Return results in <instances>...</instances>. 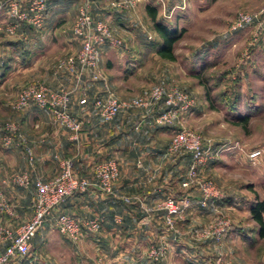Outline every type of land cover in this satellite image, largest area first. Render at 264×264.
Wrapping results in <instances>:
<instances>
[{"label":"rangeland","instance_id":"1","mask_svg":"<svg viewBox=\"0 0 264 264\" xmlns=\"http://www.w3.org/2000/svg\"><path fill=\"white\" fill-rule=\"evenodd\" d=\"M78 2L82 3L77 0ZM132 3V24H127L131 29H126L125 26L123 34L120 35L116 32L119 25L110 24L102 16H92L94 20L105 21L112 35L121 40V46L113 48L109 56L113 59L123 56L122 64L124 62L125 67L133 71L123 72L125 80H128L124 90V95L127 96L125 99L146 95L156 85L170 86L166 85L168 83L191 95L193 111L189 119H183L182 126L197 133L202 143L209 146L213 153L216 152L215 159L199 169V177L214 184L219 198L213 199L216 202L213 203L212 200L204 208L198 209L195 205H190L175 219L172 228L163 223L162 214L164 229L180 236L178 239L166 240L169 245L173 242L168 248L160 240L150 241L143 238L133 242L123 236L103 237L104 231L110 230L104 228L102 233V226L94 233H86L89 238L71 241L59 233L51 221H45L32 237L28 253L16 256L14 262L138 264L141 261L142 264H161L167 260L168 264H191L194 261L193 256L189 255L190 252L184 249V252L177 253L176 250L182 248L185 241L190 240L195 245L200 243L205 246V252L200 256L205 259V264H215L216 258L230 264H264V238L257 237L254 232L255 223L248 216L254 194L258 199H264V31L258 30L256 23L239 31L228 30L237 13L253 14L259 9L264 10V0H134ZM101 5L106 9L104 2ZM146 5L156 8L158 20L183 29L180 38L173 45V61L159 59L154 53L153 46L158 42V38L145 14ZM64 13L66 12L61 13L62 18H65L62 22L70 26L76 15ZM259 20H264V15ZM53 21L45 20L44 27L37 29L39 32L34 33L31 40L26 39L24 48L33 49L30 62H27L26 66L21 65V57L18 55L17 60L12 63V70L8 71L4 84L0 87V149L12 147L19 151L22 147V144L6 147L1 141L6 123H14L22 135L19 122L21 112L13 113L9 110V105L17 93L30 84L41 83L42 81L37 82L36 76L33 75H41L42 68L48 65L49 61H57L74 48L63 47L61 43L64 34L59 36L58 31L52 30L55 26ZM134 23L138 24V28H132ZM254 33L256 41L251 46L249 43ZM18 34L19 32L17 36ZM19 37H9L7 40L18 41ZM245 47L248 50L251 47L247 57L242 54ZM17 52H22L20 44ZM100 60L101 58V70ZM102 72L104 73L103 70ZM220 75L223 79L217 86L215 83ZM162 79L164 83L161 82ZM202 86L207 87L208 96L204 95ZM139 114L146 115L143 111ZM148 114L155 115V111H149ZM178 129L180 128L168 129V137L171 139ZM254 151H259V155L250 157ZM184 175L185 172L181 180ZM13 176L6 179L10 192H0V226L12 230L32 216L35 181L31 184L30 180V184L24 188L11 182ZM178 187L181 191L174 194V198H179L187 192L182 190L179 184ZM188 193L191 196L199 194L193 188ZM4 203H7L6 208L2 206ZM215 209L229 223L221 240L217 242L208 237L192 236L191 230L208 223ZM142 211L149 218L157 212H148L145 208H142ZM186 214L195 220L198 219L196 221L199 223L185 227L183 221ZM199 217H203L202 220ZM262 218L264 221V213ZM114 224L118 225V222L115 221ZM161 230L164 231L163 228ZM114 231L117 232V226H114ZM159 243L166 246V251L160 259L153 261L148 258L147 251L149 247ZM126 247H131L132 253L126 251V254L119 255L120 248L127 249ZM171 248L176 250L173 255Z\"/></svg>","mask_w":264,"mask_h":264},{"label":"crops","instance_id":"2","mask_svg":"<svg viewBox=\"0 0 264 264\" xmlns=\"http://www.w3.org/2000/svg\"><path fill=\"white\" fill-rule=\"evenodd\" d=\"M79 1H82V3L84 1L88 2L91 16L95 18L102 16L110 24L119 25L116 27L118 35L123 34L125 26L126 29H131L127 24H129L131 15H133L131 10L134 0H128V3L120 9L111 8L108 5L110 0ZM102 2L105 3L106 9L101 5ZM45 3L44 22L45 20L50 22L54 20L53 24L55 26L52 30L58 31L59 36L64 34L61 43L63 47L67 49L74 47L71 52L63 55V57L75 53L78 45L71 35L72 24L69 23L70 26L65 25L66 23L62 22L65 18H62L61 13L64 11L66 12L64 15L68 12L70 15L72 13L76 15L78 5L82 3H77V0H45ZM60 21L62 23L59 24ZM130 23L132 24V22ZM137 25V23H134L132 28H138ZM43 27L44 23L41 28ZM44 29H46V26ZM43 30L41 29V31ZM17 32H19L18 36L16 34L14 37L18 38L20 36L18 41L16 39L15 41H9L7 40L9 37L0 36V75H3L0 77V87L4 84L8 71L12 70L14 66L12 63L17 60L18 55L21 57V65L26 66L27 62H30L33 49H25L24 46L26 39L31 40L34 33L39 32V30L26 23H21L17 28ZM19 44L22 46L20 54L17 52ZM112 50L111 47H103L100 57L101 70L107 76L109 88L119 98L125 99L127 96L124 95L126 93L124 90L128 80H125L123 72L133 71L131 68L125 67L124 62L122 64L123 56L111 58L109 54ZM249 50L245 47L242 54L247 57ZM57 61H49L48 65L44 68L41 67V75L36 73L33 77L36 76L37 82L42 81L41 83L51 89L70 92L74 83L71 77L56 68ZM161 82L164 83L165 81L162 79ZM166 85H171V83ZM98 86L99 84L85 81L83 90L91 95L98 90ZM77 98L78 93L71 92L70 112L85 121L77 142L69 140L68 133L52 123L46 112L34 107H29L21 112L19 122L24 137L22 147L19 151L12 147L5 150L0 149V192H10L6 179L16 175V173H26L31 180V184L33 180L45 181L51 179L56 175L58 163L62 159H70L74 172L89 180L91 179L90 168L94 162L112 159L117 163L119 171L118 180L113 188L114 196L105 195L90 185L85 191L65 199L56 207L53 213L69 214L80 220L98 218L100 227L102 226V233L105 230L104 228L110 230L109 232L104 231L103 237L117 235L118 237L123 236L131 239L133 242L148 238L150 241H163L167 248L170 247L173 242L169 245L166 240L178 239L180 236L173 234L171 230L164 229L162 224L163 212L157 211L149 218L146 213L143 214L142 208L152 207L159 200L181 191L178 184L188 167L189 157L183 152L170 153L168 151L170 138L167 131L171 128H184L182 123L185 119H189L193 108L187 113L180 114L179 117L183 116L175 124H171V127L155 124L153 121L154 114L140 115V111L133 112L129 110L121 111L111 121L104 122L93 113L91 108L79 106ZM12 146L14 147V145ZM27 150L30 152V157L27 155ZM197 197L198 194L196 193L192 195V205L199 209L198 205L194 203ZM215 200H213V203L216 202ZM2 206L6 208L7 203ZM188 214L186 215L188 216ZM187 216L184 217L183 221L185 227L199 223V221H196L198 219L195 220ZM199 218L202 220L203 217ZM115 221L118 222V225L114 224ZM114 226H117V232L114 231ZM84 237L89 238L85 234L80 239ZM136 238L138 239L135 240ZM184 243L186 245L184 244L182 248L176 249L177 253L184 252L185 249L190 252L189 255L193 256L192 261L196 264H205V259L200 258L201 254L203 256V252H205V246L200 243L195 245L190 240ZM126 248H120L119 255L126 254V251L132 253L131 247ZM171 249L173 255L176 250L175 248ZM15 258L11 260L10 264H18L14 262ZM194 262L191 264H195ZM168 263L169 261L166 260L161 264ZM138 264H142L141 261Z\"/></svg>","mask_w":264,"mask_h":264},{"label":"built area","instance_id":"3","mask_svg":"<svg viewBox=\"0 0 264 264\" xmlns=\"http://www.w3.org/2000/svg\"><path fill=\"white\" fill-rule=\"evenodd\" d=\"M128 0H110L108 5L113 9H120ZM46 13L45 0H0V36L14 37L19 23H26L36 29L41 28ZM264 10L256 13H237L228 26L230 32L242 30L246 26L256 25L264 31V20H259ZM71 35L78 45L75 53L69 54L57 64V69L71 77L74 86L72 91L53 90L42 83L30 84L22 88L10 103L9 110L18 113L29 107H34L47 113L52 123L64 129L69 140L77 142L83 118L76 117L70 112V94L78 93L77 104L89 107L102 121H111L118 113L127 110H140L145 114L155 111L153 121L157 125H171L177 122L180 114L187 113L193 107L191 95L175 86L156 85L146 95L128 99L117 97L109 88L107 77L99 69V58L103 47L118 48L121 40L112 35L108 24L103 20H94L89 5L84 1L76 9V16L71 25ZM256 33L249 45H254ZM99 84L93 95L83 90L84 82ZM1 141L4 146L21 145L24 137L19 133L14 123H6L3 127ZM170 153L183 152L189 157V164L184 178L179 186L187 191L179 198L173 196L159 200L154 206L146 207L148 212L163 211V223L172 228L175 219L190 205L193 198L188 192L193 188L198 191L194 203L204 208L213 199L219 198V193L210 181L199 177V169L210 160H214L216 152L202 143L201 137L194 131L180 128L176 130L169 141ZM30 157V152L27 150ZM259 155L254 151L250 157ZM117 163L112 159L94 162L90 168L89 180L77 175L73 170L70 159H62L58 163V171L51 179L34 182L33 212L30 219L20 223L14 230L0 226V264H8L16 256L28 253L31 239L37 228L45 221H51L59 233L73 241L86 233H94L100 228L97 218L80 220L69 214H54L53 211L65 199L74 193L85 191L90 185L105 195L114 196V185L118 180ZM11 182L26 188L30 178L26 173L11 177ZM228 220L214 210L209 222L191 230L196 238L208 237L213 241H220L228 226ZM166 251V246L159 243L149 247L147 256L153 261L160 259ZM215 264H230V262L216 258Z\"/></svg>","mask_w":264,"mask_h":264},{"label":"trees","instance_id":"4","mask_svg":"<svg viewBox=\"0 0 264 264\" xmlns=\"http://www.w3.org/2000/svg\"><path fill=\"white\" fill-rule=\"evenodd\" d=\"M144 11L148 18L152 31L156 34L158 38V42L153 46L154 53L159 59L166 61H173L174 60L173 45L180 38L181 34L183 33V29H178L176 25H167L163 21L158 20L156 17L157 11L156 8L154 7H150L146 5ZM2 76L3 75H0V77ZM222 79L223 76L220 75L215 85L218 86L221 83ZM202 87H203L204 95L208 96L207 87L206 86H202ZM248 212H249L248 213L249 219L253 223H255V227H254L255 234L259 238H264V221L262 218V214L264 213V199H258L257 195L254 194Z\"/></svg>","mask_w":264,"mask_h":264}]
</instances>
